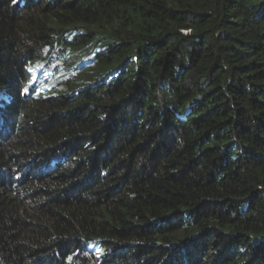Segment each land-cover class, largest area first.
Segmentation results:
<instances>
[{
	"label": "trees",
	"instance_id": "trees-1",
	"mask_svg": "<svg viewBox=\"0 0 264 264\" xmlns=\"http://www.w3.org/2000/svg\"><path fill=\"white\" fill-rule=\"evenodd\" d=\"M0 264H264V0H0Z\"/></svg>",
	"mask_w": 264,
	"mask_h": 264
},
{
	"label": "rangeland",
	"instance_id": "rangeland-1",
	"mask_svg": "<svg viewBox=\"0 0 264 264\" xmlns=\"http://www.w3.org/2000/svg\"><path fill=\"white\" fill-rule=\"evenodd\" d=\"M90 247H91V246H90ZM86 253H87V254H85V256H87V257H88L90 253H89V252H87V251H86Z\"/></svg>",
	"mask_w": 264,
	"mask_h": 264
},
{
	"label": "snow or ice",
	"instance_id": "snow-or-ice-1",
	"mask_svg": "<svg viewBox=\"0 0 264 264\" xmlns=\"http://www.w3.org/2000/svg\"><path fill=\"white\" fill-rule=\"evenodd\" d=\"M14 2H15V0H14Z\"/></svg>",
	"mask_w": 264,
	"mask_h": 264
}]
</instances>
